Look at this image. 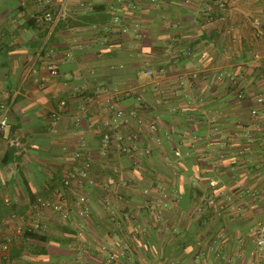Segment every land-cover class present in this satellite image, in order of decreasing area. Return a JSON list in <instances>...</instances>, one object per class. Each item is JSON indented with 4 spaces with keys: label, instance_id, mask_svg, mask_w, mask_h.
Wrapping results in <instances>:
<instances>
[{
    "label": "crops",
    "instance_id": "crops-1",
    "mask_svg": "<svg viewBox=\"0 0 264 264\" xmlns=\"http://www.w3.org/2000/svg\"><path fill=\"white\" fill-rule=\"evenodd\" d=\"M47 1L0 0V256L6 244L13 264H264V41L246 21L264 20V0ZM138 119L140 162L103 146ZM70 174L82 185L64 186Z\"/></svg>",
    "mask_w": 264,
    "mask_h": 264
},
{
    "label": "built area",
    "instance_id": "built-area-1",
    "mask_svg": "<svg viewBox=\"0 0 264 264\" xmlns=\"http://www.w3.org/2000/svg\"><path fill=\"white\" fill-rule=\"evenodd\" d=\"M37 3H41L44 0H35ZM46 2H48L47 0H45ZM233 2V1H232ZM230 0H221L219 1L218 5L221 9H227L230 5H232V3ZM43 18L45 21L49 22L52 26L53 24H55V19L52 18V15L50 14L49 11L45 12L43 15ZM219 21L221 23H225L226 20L224 17H221L219 19ZM249 25L251 26V29L253 31L254 37L256 39L262 40L264 41V20L257 18V17H248L246 20ZM255 57H258L257 55ZM148 74H152L151 71H148ZM218 80H221V77H217ZM138 102H142V97L138 96L136 99ZM254 102L256 103L257 106H263L264 107V94L262 95H258L254 98ZM65 105L64 102H60L59 104V108L63 107ZM117 114H120L119 112ZM251 114L253 116H256L258 114L256 108L252 110ZM52 117L56 120L57 119V114L54 113L52 115ZM136 117V112L135 111H131L128 113V117H126L123 120V125L126 126L129 124V121L131 118H135ZM77 122H79L77 120ZM137 124L138 127H140L143 124V121L141 119L137 120ZM7 128V117H6V110H3L0 113V137L2 136V134L5 132ZM103 146L104 147H108V146H112V148H114L117 152L120 153H126V154H133V155H143L145 154L147 151H143L139 148V140H138V135L137 133H131L128 132L127 134H122L120 131H112L109 133H105L103 135ZM84 145V142H82V146ZM86 175L83 174L81 176L76 175V174H70L64 177L63 179V185L66 187H70L72 184H76V185H82V179L83 177H85ZM88 184L92 185L93 182L91 180H87ZM231 197L227 196L225 199L227 205H229V209L230 211H234V212H241L243 210V207L241 205H230L228 204L229 202H231ZM37 204L41 209H47L48 207V203L43 201L42 199H37ZM77 207H76V216L81 219L84 220L87 218V214H88V209L86 207V199L85 197L81 196L78 201H77ZM54 209H58V207H56L54 205ZM40 224L36 223V225L34 226L35 229L40 228ZM77 227V235L78 237H82L83 236V230L81 228L80 225H76ZM253 235H254V240H255V244L258 247H261L264 245V225L261 223H258L256 225V227L253 228ZM104 249V248H102ZM1 250L3 251L2 256H0V264H13L8 255L6 254L8 251V246L6 244H4L1 247ZM117 253V252H116ZM116 253L112 254V258L111 260H114L115 256H117ZM124 255V251H120L119 252V256H123Z\"/></svg>",
    "mask_w": 264,
    "mask_h": 264
},
{
    "label": "trees",
    "instance_id": "trees-1",
    "mask_svg": "<svg viewBox=\"0 0 264 264\" xmlns=\"http://www.w3.org/2000/svg\"><path fill=\"white\" fill-rule=\"evenodd\" d=\"M140 96V95H139ZM137 99V98H136ZM136 104L137 105H142L143 104V100H142V102H138L137 100H136ZM133 111H135V110H133ZM257 116V115H256ZM253 117H255V116H253ZM136 118V117H135ZM260 117H258V119H259ZM261 119V118H260ZM143 126H145V124L143 123L139 128L138 127H136V128H134V129H132L131 131H129V132H131V133H137V135H138V140L140 139V129H142V127ZM102 141H103V138H102ZM108 148H110V150H114L115 152H117L114 148H112V146H108ZM112 150V151H113ZM117 153H120V152H117ZM122 154H125V155H127L126 153H122ZM148 154V153H147ZM129 155H133V154H129ZM145 155H146V153L145 154H143V155H134V157L136 158V162L138 161V162H140L144 157H145ZM143 157V158H142ZM259 172H261V174L263 175V169L261 170L260 168H258V167H255V169H254V173H255V175L257 174V173H259ZM247 193H249V192H247ZM227 197V196H226ZM225 197V198H226ZM230 197V196H229ZM231 199V202H229L228 204H230V205H237V204H235L233 201H232V197L230 198ZM226 200V199H225ZM225 205H226V207L229 209V205H227V203H226V201H225ZM242 206V205H241ZM230 210V209H229ZM231 212H234V211H231ZM243 212V210L241 211V212H234V213H237V214H240V213H242ZM88 218H86V219H84V220H87ZM30 236H32V238H35V239H39L38 238V236H36V235H30ZM74 236L77 238V239H83L85 236H84V234H83V236L82 237H78V235H77V228H74ZM102 248H104V247H100V249H102ZM104 250V249H103ZM125 253V252H124ZM118 256H119V251H117V253H116ZM126 255V254H125ZM115 264H119L118 263V260H114L113 261Z\"/></svg>",
    "mask_w": 264,
    "mask_h": 264
}]
</instances>
